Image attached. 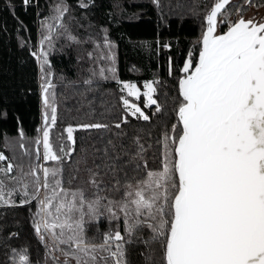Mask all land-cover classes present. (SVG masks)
<instances>
[{
  "label": "snow or ice",
  "instance_id": "snow-or-ice-1",
  "mask_svg": "<svg viewBox=\"0 0 264 264\" xmlns=\"http://www.w3.org/2000/svg\"><path fill=\"white\" fill-rule=\"evenodd\" d=\"M150 2L160 9L159 0ZM21 3L27 10L33 0ZM93 4L78 0L80 9ZM9 7L20 46L38 66L41 123L34 137L22 128L18 137L4 136L11 155L0 151V208L27 206L44 250L43 261L35 264H133L130 245L137 246L143 264H264V15L259 14L264 0H211L202 10L191 8L200 18V35L175 62L168 55L173 94L164 93V104L157 98L156 77L144 80L142 89L118 78V46L107 28L84 40L73 34L70 21L76 17L67 0L50 3L45 15L36 13L34 45L20 37L27 25ZM249 9L256 12L248 15ZM61 39L62 47L93 45L77 53V62L87 57V74L65 87L86 98L101 82L115 81L119 110L108 123H67L53 138L58 121L64 123L50 60ZM161 48L171 53L172 44L157 38V54ZM153 106V116L167 117L159 123L155 148H146L139 134L129 146L110 137L102 149H93L102 151V164L85 168L87 178L75 187V175L66 180V161L78 151V130H98L101 141L103 132L122 140L127 137L122 125L130 118L150 121L143 109ZM81 162L87 161H75L74 172ZM101 218L108 221L102 232ZM5 255L8 264H33L27 249L11 248Z\"/></svg>",
  "mask_w": 264,
  "mask_h": 264
},
{
  "label": "trees",
  "instance_id": "trees-1",
  "mask_svg": "<svg viewBox=\"0 0 264 264\" xmlns=\"http://www.w3.org/2000/svg\"><path fill=\"white\" fill-rule=\"evenodd\" d=\"M37 2L39 8L36 7ZM54 2L57 0H33L25 10L21 0H0V151H4L6 155L11 153L4 148L5 135L9 138L18 137V129L22 128L26 137L31 138L36 135V128L41 123L38 66L29 49L20 46L16 19L11 14L12 8L9 5L14 6L16 16L27 25L28 32H21L20 37H29L34 45L38 40L36 13L39 11L41 15L47 14V6ZM67 2L73 6L72 15L76 17V20L70 21L73 34L84 40L89 34L96 35L102 27L107 28L110 38L118 46V78L141 84L144 80L156 77L160 81L157 98L164 104V93L173 94V77L168 75L167 57L171 54L175 62L177 53H184L200 35V18L193 15L191 8L198 5L202 10L206 4L211 3V0H159V10L150 0H94L93 6L88 10L80 9L78 0ZM157 38L161 44L164 42L172 44L171 53L161 48L157 54L155 51ZM64 44L63 39L59 40L56 50L50 56L56 74L54 83L58 111L60 119L64 122L61 124L58 121V125L52 130L53 138L62 132L63 126L67 123L88 121L108 123L119 110V93L115 81L101 82L95 92L86 93V98L77 95L71 86L65 87L68 80H76L78 74H87L83 71L89 66L87 57L77 62V53L83 55L84 49L90 50L93 45L89 42L83 46L72 44L70 47H62ZM132 65L136 66L135 71H130ZM61 75L65 77L64 81L59 79ZM77 87L82 90L81 85ZM107 108H111V112L106 111ZM143 110L150 115V121L130 118L131 122L127 126L122 125L127 133V137L122 140H117L110 132H103L101 141L99 139L101 133L98 130H90L89 133L78 130L74 134L78 138V151L73 154V160L66 161V180L70 175H75V179L72 180V186L75 187L87 178L85 168H94L95 164H102V151L96 152L93 149H102L110 137L114 142H122L129 146L131 137L139 134L141 143L146 148L149 144L155 148L159 123L167 117L164 113L153 116L154 106ZM165 111L171 115L170 105H166ZM81 147L87 151H80ZM148 155H152V149L148 151ZM84 159L87 161L86 164L81 162L78 165L80 171L74 172L77 167L75 161ZM126 159L127 157L121 156L122 161ZM101 171L104 169L101 168ZM118 175L122 177L123 173ZM105 179L107 181L109 177ZM98 224L101 232L108 228V221L104 218H101ZM94 228L95 226L90 227L89 235ZM10 233H16V236H10ZM6 244L9 247H5ZM128 247L129 258L133 264H143L137 254V246ZM11 248L17 251L27 249L33 264L44 259L43 246L33 233L27 206L0 208V264H8L5 253L11 254Z\"/></svg>",
  "mask_w": 264,
  "mask_h": 264
},
{
  "label": "rangeland",
  "instance_id": "rangeland-1",
  "mask_svg": "<svg viewBox=\"0 0 264 264\" xmlns=\"http://www.w3.org/2000/svg\"><path fill=\"white\" fill-rule=\"evenodd\" d=\"M72 12H73V11H72ZM254 12H256V9H249L247 14H248V15H252ZM259 14H260V15H264V9H260V10H259ZM138 87H140V88L142 89V87H143V83L138 84ZM142 99H143V98L141 97V101H142Z\"/></svg>",
  "mask_w": 264,
  "mask_h": 264
},
{
  "label": "built area",
  "instance_id": "built-area-1",
  "mask_svg": "<svg viewBox=\"0 0 264 264\" xmlns=\"http://www.w3.org/2000/svg\"><path fill=\"white\" fill-rule=\"evenodd\" d=\"M16 236V235H15Z\"/></svg>",
  "mask_w": 264,
  "mask_h": 264
}]
</instances>
